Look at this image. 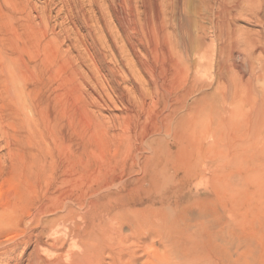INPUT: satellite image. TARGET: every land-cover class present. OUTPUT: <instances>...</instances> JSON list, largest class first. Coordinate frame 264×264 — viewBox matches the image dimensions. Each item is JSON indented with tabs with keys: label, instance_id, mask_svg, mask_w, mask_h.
I'll return each instance as SVG.
<instances>
[{
	"label": "rangeland",
	"instance_id": "374dc122",
	"mask_svg": "<svg viewBox=\"0 0 264 264\" xmlns=\"http://www.w3.org/2000/svg\"><path fill=\"white\" fill-rule=\"evenodd\" d=\"M118 1L115 12L112 0H0V204L16 201L17 215H34L31 223L0 226L9 230L0 239V264H36L37 253L48 260L64 258L73 248L75 223L83 220L87 201L97 197L95 189L108 195L133 183L146 169L147 156L162 152L177 126L194 121L203 110L218 106L216 119L229 117L236 105L250 110L243 85L250 75V88L260 92L264 87L257 77L264 64V0ZM250 35L260 37L257 47L250 46ZM200 39L206 41L208 58L199 57ZM11 56L19 81L5 66ZM235 85L242 96H230ZM20 93L22 102L15 101ZM258 96L264 103L261 92ZM201 138L203 144L211 141L210 135ZM222 149L223 159L230 157L232 150ZM217 159L201 156L193 172L179 164V187L185 171L191 184L187 180L185 191L171 197L189 188L204 190L203 165L225 162ZM245 163L239 160L237 166ZM165 178L155 194L168 192ZM19 202L27 203L24 213ZM44 203L48 208L41 213ZM67 210L72 218L45 228L46 217Z\"/></svg>",
	"mask_w": 264,
	"mask_h": 264
},
{
	"label": "bare ground",
	"instance_id": "6f19581e",
	"mask_svg": "<svg viewBox=\"0 0 264 264\" xmlns=\"http://www.w3.org/2000/svg\"><path fill=\"white\" fill-rule=\"evenodd\" d=\"M117 1L118 0H112L114 6L112 7L115 12L116 6L118 5ZM231 15L233 14L231 13ZM217 26L218 25H216V27ZM202 29L204 31L207 30L203 27ZM230 36H232V34ZM250 36L251 37L248 39L250 46L257 47L261 40L260 37H252V35ZM204 42H206L204 39H200V50H198V54L201 58H208L209 53L207 48L204 47ZM185 43L184 45L187 44ZM13 44V46L17 47L15 43ZM249 44H247V46ZM16 47H13L11 50L16 49ZM18 51L19 50H17V55L20 54ZM194 54L195 53H193V55ZM14 62L15 59L12 58V56L11 58L6 57L5 63L7 65L5 66L7 71H10V73L13 74H10L12 78L19 81V74L17 73L18 69L14 67ZM172 62L176 63L175 61ZM253 65L252 69L255 68ZM197 66L199 65L197 64ZM258 69V79L264 80V64L262 62L258 66ZM204 72L207 73V70ZM249 78L243 85H247L244 89V92H246L248 95L247 99L250 102V105L248 104L251 107L250 110L245 111L243 110V107L236 105L233 106V109H231L232 112L229 117L222 116L219 119H216L217 116H215V113H217L216 107L218 106H212L207 110H203L200 114L198 113L199 115H197V117L195 116L193 119L194 121L189 120L187 123H183V127H180L179 129L177 126V130L174 132V140L168 142L167 146H165L162 152H158L157 150L156 155L152 156L151 154L147 156L145 166L146 169H143L141 176L134 179L133 183L131 181L130 184H125L119 191H115L108 195H101L97 189H95L97 191L96 193L93 191L92 195L94 194L97 197L91 198L89 201H87V208L85 207L86 210L82 214L83 220L75 223V227L72 225V227H74L72 235L70 234L71 230L69 231V234L72 236L74 241L72 245L73 248L66 254L64 258L59 257L58 259L54 258L55 260H48L41 256L40 253H37L35 261L36 264H264V103L258 101V94L260 92L261 96H264V87L260 92L250 88L254 84H251L253 80ZM258 79L256 78V81ZM263 80H260V82ZM259 87L261 86L259 85ZM18 88L20 89L21 86ZM241 91L243 90H237L236 88V90H230L229 93L230 96L232 93L238 96ZM18 92L20 91L18 90ZM183 92L186 91L184 90ZM188 92L192 91L188 89L187 94ZM21 93L19 95L17 94L16 98H14L16 99L15 101L22 102L23 96ZM178 94L180 95V93ZM189 95L190 93L187 96ZM240 95L242 96L243 94ZM182 96L183 95H181V97ZM27 98L28 97H26V100ZM247 99H245V101H248ZM140 130L142 131V129ZM204 134L211 136V141H208V144L202 143L204 141L202 140L203 138H201V136ZM241 134L242 136H240ZM243 135L246 136L248 141H245L246 139L243 138ZM245 143H249V145L246 146L248 149L245 151H240V146H244ZM222 148H227V150L229 148L232 150L230 157H228V154L227 157L223 159L224 154H222L221 151L218 153V150L223 151ZM205 155L210 160H215L218 157V159L221 158L225 162L211 161L210 164L203 165L204 170L202 167H200L202 168L204 173L203 176L205 177L203 180H207H205L206 188L204 190L198 189L196 191H194L192 188H189V192L181 195L182 192L185 191V186L187 185L186 181L188 180V184H191V178L188 172L185 171L186 177L181 179V183L184 184L182 187H179V182L177 183V181L180 179L177 178H179L181 175L182 167L184 169L186 168L187 171L191 170L193 172V170H197L198 165H200L198 159ZM150 160L156 161L155 164L151 165L149 163ZM239 160L246 162L242 168L239 167L241 165L237 166ZM179 164L182 165V167ZM200 168L199 170H201ZM66 177L69 178L68 176ZM164 177H166L165 180L167 179L164 181V186L168 192H165L164 195L162 193L160 195L155 194V192L159 191V187L163 185L162 180ZM136 183L138 184L137 186H135ZM142 191L150 192V195L143 196L134 194L135 192L138 194ZM177 191L181 192V197L180 195L176 198L171 197V195ZM18 198L19 197H16V200ZM194 198L195 200L191 201ZM28 201H30V199H28ZM167 201H169L170 205L168 207L155 206L156 203H161L163 205ZM4 202L0 204L1 227L10 225L12 226L21 222L31 223L34 220V215L29 217H23L22 215H19V213V216L17 215V212L19 211L16 212L18 207V203L16 201L15 202L17 204L15 202H8L7 204L2 205ZM19 203L20 205L23 204L21 202ZM26 204H23L22 206ZM29 204L32 205L31 203ZM46 204L44 203V205ZM139 204L143 205L139 206ZM44 205L40 206L39 208L41 213H44L48 208L47 205ZM22 208L23 207H20L21 210ZM27 210H29V208ZM24 212L25 206L22 213ZM67 212H65V215L62 213H55L54 215L56 216L51 217H46V215L44 221L45 228L48 226L54 228L61 222H67V219L71 216V211L68 213ZM65 225L66 224L63 226ZM8 232L9 230L0 229V239ZM8 235L9 234H7V236ZM3 244L5 245L6 243Z\"/></svg>",
	"mask_w": 264,
	"mask_h": 264
}]
</instances>
